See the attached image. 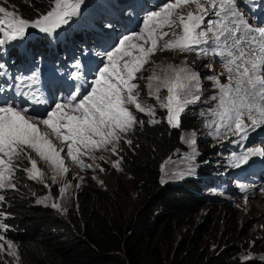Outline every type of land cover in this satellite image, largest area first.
Segmentation results:
<instances>
[{
  "label": "snow or ice",
  "instance_id": "obj_1",
  "mask_svg": "<svg viewBox=\"0 0 264 264\" xmlns=\"http://www.w3.org/2000/svg\"><path fill=\"white\" fill-rule=\"evenodd\" d=\"M82 2L47 0V10L32 20L0 6V46L24 37L29 28L54 34L77 15ZM191 5L195 11L189 7ZM185 8L188 9L186 12L183 11ZM210 15L215 19L206 21ZM165 28L171 31H165ZM169 35L172 39L165 40ZM201 45L206 47H199ZM158 50L194 52L197 56L221 58L228 83H220L217 75L207 77L219 89L217 107L210 109L218 120L207 125L212 127L215 124V136L225 129L227 133L246 139L249 130L264 126V75H261L264 71V27L250 25L238 11L237 0H167L144 17L139 31L118 37L109 50L101 53L103 59L97 64L91 81L85 82L83 88L77 86L68 97L56 101L43 118L30 117L27 115L29 109L19 102L0 100V191L16 189L13 181L19 168L18 160L26 159L30 164V167L22 169L29 179L43 183L44 172L38 167L39 158L51 168L52 181L55 182L58 176L69 171L61 153L66 152L67 157L82 169L92 168L93 165L86 164L82 156L90 155L95 160L93 153L96 150L118 154L121 140L132 144V140L126 137L137 126L146 122L160 123L156 119L157 106L140 101L141 85L138 82L145 79L138 73ZM75 67L80 68L79 62ZM156 68L161 66L156 65ZM161 72L163 75L154 68L146 78L147 95L158 100V107L166 110L164 119L167 123L179 127L181 113L188 105L200 100L196 94L201 87L199 74L172 64L161 68ZM72 76L80 79L81 73L76 71ZM28 79L35 82L36 74ZM23 87L30 88L31 85H24L23 78H19L15 86L9 84L7 89L0 88V93L10 90L16 97L30 98L31 94L24 92ZM161 89L167 92L163 99L160 97ZM212 99L216 100L217 96ZM137 113H144L150 119H138ZM41 125L48 131H42ZM50 137H55L63 146L57 148ZM181 139L189 144L195 143L194 139L184 136ZM256 154L264 156V148H248L241 155H234L233 159L237 165L245 164L250 156ZM112 163L113 167L119 168L120 160ZM67 188V184L63 185L61 194ZM49 199L50 195L45 196L38 203ZM4 201L5 195L0 194V202ZM51 207L59 209L61 205L53 202ZM8 215L0 211V229L5 231L8 225L2 221ZM5 244L8 254L18 259L13 242L0 235V251H5Z\"/></svg>",
  "mask_w": 264,
  "mask_h": 264
},
{
  "label": "rangeland",
  "instance_id": "obj_2",
  "mask_svg": "<svg viewBox=\"0 0 264 264\" xmlns=\"http://www.w3.org/2000/svg\"><path fill=\"white\" fill-rule=\"evenodd\" d=\"M17 1L0 0V6H4L10 11L14 10L18 15L28 20L35 19L40 14L36 12V16H31L30 13L21 11L20 3L30 5V0ZM165 2L167 0H83L77 15L73 16L68 24L57 29L54 34L48 35L38 30L32 36L26 32L24 37L17 41L0 46V65H3L0 68V88L7 89L9 84L15 86L19 78H23L24 85H31L30 88L23 87L24 92L31 94L30 98L16 97L14 91L6 90L0 93V100L19 102L22 107L29 109L27 115L43 118L46 110L54 106L56 101L68 97L72 91L76 90L77 86L83 88L85 82L91 81L97 64L103 59L101 53L109 50L118 37L139 31L144 17L149 12L156 11ZM189 7L195 11L194 5ZM237 8L250 25L264 27V0H237ZM187 10L185 8L183 11ZM207 19H215V17L210 15L206 17V21ZM164 30L171 31L168 28ZM176 31L179 32V29ZM164 39H172V37L169 35ZM162 43L163 41H161ZM44 44L47 47L46 57L39 58L45 50L42 48ZM84 44H87L88 48H85ZM70 45L73 46L75 54L69 55L68 58L71 61H68L65 59L64 53L58 52L57 48L61 47L62 50H65ZM199 47H206V45ZM22 52L27 56L26 61L23 64L14 65L12 59L15 53L21 60ZM55 59L62 62V68L54 65ZM77 62L80 64L79 69L75 67ZM169 64L187 67L199 74L201 87L196 90V94L200 96V100L188 105L184 111L196 110L200 116V125L196 128L183 130L181 137L194 139L195 143L189 144L181 139V146L177 147L161 164V180L175 184L183 179L196 177L201 174V170L207 169L209 170L208 176L214 178L215 184L202 186V193L208 197L206 200L202 199L203 205L191 223L175 229L174 238L169 244L164 245L161 258L166 264L177 258L180 255L176 246L177 239L185 233L190 237V234H194L196 226L202 222L208 227V232L202 238L201 233L198 236L196 233L193 235L195 237L193 240L199 239L201 246H204L205 241L211 242L212 247L217 244L219 238L235 237L238 239H235L236 242H234L237 246V258L242 260L264 258V156L252 155L245 164L240 165H237L233 159L234 155L239 156L248 148H264V126L249 130L246 139L227 133L225 129H221V134L215 136V124H212V127L207 125L218 120V117L212 115L210 109L217 107L219 89L215 88L213 81L207 77L217 75L220 77V83H228L221 58L212 55L197 56L194 52L168 50H158L145 64L142 72L138 73V76L145 78L138 80L141 85L139 99L141 102L157 106V119H164L166 110L158 107L159 101L154 97H148V89L145 87L146 78L152 74L154 68L158 74L163 75L161 68ZM156 65H160L161 68H156ZM15 68L18 69V76H15ZM76 71L81 73L80 79L72 76V73ZM33 73L36 74L35 82L28 79L32 77ZM261 75H264V71L261 72ZM166 95V89H161V99ZM213 96H217V99L213 100ZM37 98L43 99V105L36 103L35 108L32 102ZM25 100L27 103L24 102ZM141 114L148 117L144 113H137V117ZM164 121L166 120L164 119ZM41 130L48 131L42 125ZM50 138L53 139L57 148L63 146L55 137ZM93 154L96 157L95 160L90 155L81 157L86 164L93 165L92 168L82 169L67 157L66 152L61 153L69 171L58 176L53 182L51 168L47 163L35 157L33 153V157L38 160V167L44 172V182L32 181L41 184L42 191H24V193L17 185L16 189L2 191H7V195L26 194L27 201L50 208H52L53 202H57L61 208L52 209L65 215L68 211L76 212L78 188L85 182L95 181L98 186L111 192L125 217L131 216L135 209V191L132 188L129 173L121 165L119 168L113 167L112 162L119 160V154L104 150H96ZM101 156L104 157L103 160L99 159ZM16 163L19 164V168L15 174L23 173L28 178V175L22 171L23 168L30 167L28 161L22 159ZM13 182L15 183V180ZM65 184L68 185V188L61 194L60 189ZM7 195L5 199L8 198ZM49 195L51 199L38 203L43 197ZM201 196L203 197V195ZM2 222L6 224L5 219ZM11 228L12 226L9 224L8 229ZM6 231L0 229V235L13 242L18 256L16 243L5 236ZM6 249L7 245L5 244V251H0V257L19 264V257L17 259V257L9 255Z\"/></svg>",
  "mask_w": 264,
  "mask_h": 264
},
{
  "label": "trees",
  "instance_id": "obj_3",
  "mask_svg": "<svg viewBox=\"0 0 264 264\" xmlns=\"http://www.w3.org/2000/svg\"><path fill=\"white\" fill-rule=\"evenodd\" d=\"M30 3H20L21 11L36 16V12L47 10V0ZM137 118L150 119L143 114ZM160 121L146 122L127 134L131 145L120 142V165L129 173L135 191V209L129 217L121 212L111 192L95 181L78 188L76 212L65 215L27 201L26 194L8 195L1 209L12 213V220H8L12 228L4 234L16 243L19 264H166L161 258L164 245L173 240L176 228L194 220L202 199L208 196L202 193L204 181L198 177L175 184L161 182L162 162L181 146L183 130L200 125L198 112L184 111L179 127ZM207 171L203 169L201 173ZM14 180L22 192L42 191L41 184L23 173L15 174ZM3 192L7 195V191ZM208 230L202 222L194 234L201 233L202 238ZM194 234L189 237L185 233L177 239L180 255L169 264H264V258H237L235 237L219 238L211 247V242L201 246L199 239L193 240ZM0 264L16 263L0 257Z\"/></svg>",
  "mask_w": 264,
  "mask_h": 264
},
{
  "label": "clouds",
  "instance_id": "obj_4",
  "mask_svg": "<svg viewBox=\"0 0 264 264\" xmlns=\"http://www.w3.org/2000/svg\"><path fill=\"white\" fill-rule=\"evenodd\" d=\"M8 196V195H7ZM4 204V203H3ZM1 208H2V204H1ZM0 208V209H1ZM2 210V209H1ZM2 211H5V212H7L9 215L6 217V218H4L5 220L7 219V222H9V224L11 223L10 221L12 220V213H10L8 210L6 211V210H2ZM8 220H10V221H8ZM9 224H7L8 226H9ZM10 226H11V224H10Z\"/></svg>",
  "mask_w": 264,
  "mask_h": 264
},
{
  "label": "water",
  "instance_id": "obj_5",
  "mask_svg": "<svg viewBox=\"0 0 264 264\" xmlns=\"http://www.w3.org/2000/svg\"><path fill=\"white\" fill-rule=\"evenodd\" d=\"M38 29H35V28H29L28 30H27V32H29V33H34V32H36Z\"/></svg>",
  "mask_w": 264,
  "mask_h": 264
},
{
  "label": "bare ground",
  "instance_id": "obj_6",
  "mask_svg": "<svg viewBox=\"0 0 264 264\" xmlns=\"http://www.w3.org/2000/svg\"><path fill=\"white\" fill-rule=\"evenodd\" d=\"M241 1V0H240ZM262 157V156H261Z\"/></svg>",
  "mask_w": 264,
  "mask_h": 264
}]
</instances>
